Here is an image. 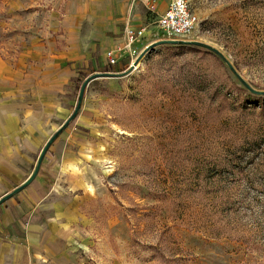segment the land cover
<instances>
[{
	"label": "rangeland",
	"instance_id": "374dc122",
	"mask_svg": "<svg viewBox=\"0 0 264 264\" xmlns=\"http://www.w3.org/2000/svg\"><path fill=\"white\" fill-rule=\"evenodd\" d=\"M187 1L198 24L185 41L264 92V0ZM164 46L87 85L34 180L0 205V237L29 235L0 264H264V97L236 89L212 52ZM187 70L217 85L210 100L181 85ZM58 128L0 144V198Z\"/></svg>",
	"mask_w": 264,
	"mask_h": 264
},
{
	"label": "crops",
	"instance_id": "0c3cea01",
	"mask_svg": "<svg viewBox=\"0 0 264 264\" xmlns=\"http://www.w3.org/2000/svg\"><path fill=\"white\" fill-rule=\"evenodd\" d=\"M152 1L155 9L148 12L145 8ZM169 2L0 0V144H29L35 135L44 140L45 127L54 131L70 115L79 76L104 70L105 53L125 43V26H147L145 39L120 55L113 68L130 65L155 41L152 18ZM3 151L0 158L7 156ZM19 227L25 229L24 223L19 221ZM2 237L0 260L29 241L28 233L16 244L13 234Z\"/></svg>",
	"mask_w": 264,
	"mask_h": 264
},
{
	"label": "built area",
	"instance_id": "2783aa9c",
	"mask_svg": "<svg viewBox=\"0 0 264 264\" xmlns=\"http://www.w3.org/2000/svg\"><path fill=\"white\" fill-rule=\"evenodd\" d=\"M147 8L149 11H154V2H148ZM197 24V16L191 11L187 0H170L164 12L157 18V35H159L161 39L163 38V40L185 41L194 32ZM146 33L147 30L144 26H125L123 30L125 43L123 46L105 53L106 67L116 66L119 61V56L131 52L136 43L145 39Z\"/></svg>",
	"mask_w": 264,
	"mask_h": 264
},
{
	"label": "water",
	"instance_id": "95a60500",
	"mask_svg": "<svg viewBox=\"0 0 264 264\" xmlns=\"http://www.w3.org/2000/svg\"><path fill=\"white\" fill-rule=\"evenodd\" d=\"M158 45H190V46H196V47H200L203 48L209 52H212L213 54H215L216 56H218L222 62L225 64V66L227 67V69L229 70V72L239 81V83L251 94L256 95V96H262L264 97V92H258L253 90L247 83H245L239 76V74L236 72L235 68L233 67V65L231 63H229L218 51L196 43V42H189V41H181V40H162V41H158V42H154V43H150L148 44L141 52L140 54L135 58V60L129 65L128 70L125 72H121V73H96L88 78H86L83 83L80 86L79 92H78V97H77V102H76V106L73 110V112L70 114V116L63 122V124L58 128V130L52 134L49 139L46 141V143L44 144L43 148L41 149L38 159H37V163L36 166L32 172V174L30 175V177L25 180L20 186H18L17 188H15L11 193L3 196L2 198H0V205L2 203H4L6 200H8L9 198H11L12 196H14L15 194L19 193L20 191H22L24 188H26L35 178V176L37 175V172L39 170L40 164L42 159L44 158L45 154L47 153L49 147L53 144V142L55 141V139L58 137V135L69 125V123L76 117L77 113L79 112L80 106H81V102H82V98L84 95V91L85 88L87 87V85L94 79L98 78V77H122L126 74H128L131 70L135 69L137 67V65L141 62V60L144 58V56L151 51L152 49H154L156 46Z\"/></svg>",
	"mask_w": 264,
	"mask_h": 264
},
{
	"label": "trees",
	"instance_id": "16d2710c",
	"mask_svg": "<svg viewBox=\"0 0 264 264\" xmlns=\"http://www.w3.org/2000/svg\"><path fill=\"white\" fill-rule=\"evenodd\" d=\"M165 49H174V48H180V49H189L197 52H203V53H209V51L199 48L196 46H190V45H181V46H171L166 45L164 46ZM113 69V67H110ZM107 71V70H105ZM183 73H185L184 70H182ZM113 72H117V70H114ZM185 77L181 79L182 83L181 85L187 89V91H194L195 93L202 94L205 98L211 99V96L217 92V85L213 86L208 83V80H205V78H199L198 76L194 75L190 70H187V73L184 74ZM180 76V75H179ZM233 86L235 84H238L236 89L239 91H246L245 88L239 84V82L235 79H233Z\"/></svg>",
	"mask_w": 264,
	"mask_h": 264
}]
</instances>
